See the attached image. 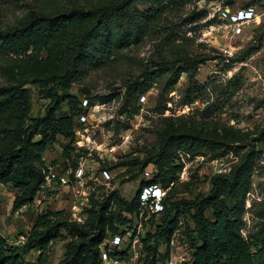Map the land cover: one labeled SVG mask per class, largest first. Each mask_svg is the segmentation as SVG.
<instances>
[{"label":"rangeland","instance_id":"374dc122","mask_svg":"<svg viewBox=\"0 0 264 264\" xmlns=\"http://www.w3.org/2000/svg\"><path fill=\"white\" fill-rule=\"evenodd\" d=\"M103 1L0 0V29L21 24L33 12L54 15ZM168 1L138 0L137 7L141 11L158 9ZM227 3L231 8L254 7L261 19L247 26L238 38L225 39L223 32L209 35L207 22ZM199 16L204 18L192 21ZM103 31L111 38L116 56L107 68L90 69L79 83L72 84L67 93L79 98V107L86 115L76 121L75 141L61 139L63 144L51 149L58 157L48 161L49 166L61 165V173L82 165L88 185L79 192L52 185L46 194L48 210L33 203L17 211H13V203L18 191L1 186L0 227L9 245L22 247L21 237L29 236L38 217L48 211H62L72 222L68 212L77 195L87 199L81 204L83 222L71 231H62L44 255L33 250L24 253L23 260L25 264H58L70 242L88 239L102 238V251L113 237L108 224L117 214L114 196L139 205L138 214L128 216V224L119 226L118 235L124 239L120 257L125 261L135 257L129 264H146L144 240L148 233L157 232L162 217L148 213L140 203L144 188L157 174L154 166L144 167V159L168 144L174 145L180 136L184 140L195 138V155L185 154L182 142L173 150L183 169L167 178L168 187L156 185L166 193L168 205L204 197L215 181L240 177L239 191L226 197L242 221L241 235L245 239L257 237L264 229V0H178L165 19L151 25L144 38L127 37L115 21ZM227 48H231V55L224 52ZM179 68L186 72L172 87L168 81ZM153 74L157 75L153 87L140 97L136 109H127V86L144 82ZM9 86L0 60V89ZM26 88L31 93L32 115H42L50 102L48 89ZM160 91L165 111L158 109ZM190 99L192 103H188ZM67 110L65 104L63 111ZM197 243L190 212L181 208L170 219L165 238L158 245L154 240L150 243L157 251L154 264H186Z\"/></svg>","mask_w":264,"mask_h":264},{"label":"trees","instance_id":"16d2710c","mask_svg":"<svg viewBox=\"0 0 264 264\" xmlns=\"http://www.w3.org/2000/svg\"><path fill=\"white\" fill-rule=\"evenodd\" d=\"M137 2L104 0L90 6L77 5L54 15L33 12L21 24L0 29V60L11 84L0 89V187L9 185L18 191L13 211L32 205L45 183L47 163L44 154L60 139L70 143L76 139V121L86 112L79 107V98L67 92L88 70L104 69L113 62L116 50L103 28L115 21L127 37L144 38L151 25L165 19L166 14L178 4V0H169L161 8L141 11ZM248 7L251 6L244 8ZM203 18L194 17L192 21L198 22ZM184 72L182 68L175 70L169 85H176ZM156 77L153 74L144 82L127 86V109L137 108L140 97L153 87ZM28 85L49 91L50 102L42 115H32ZM162 96L160 91L158 109L165 111L167 108L162 107ZM65 104L67 111H63ZM181 137L176 138L174 145L168 144L145 157L144 167L157 169L148 186L163 183L168 187L170 181L167 178L182 171L180 156L173 152L179 147L177 144L182 142L180 148L185 154L195 155V138L182 140ZM221 180L215 181L211 192L204 197L170 205L164 201L157 232L148 233L144 240L146 264H154L157 254L150 243L154 240L158 245L165 238L170 219L181 208L190 212L198 236L192 259L186 264H264V229L257 237L245 239L240 233L242 221L226 197L231 191H239L243 179ZM112 199L117 201V214L109 222L108 230L114 236L120 234L119 226L128 224V216L138 214L139 205L114 196ZM77 225L68 222L62 211H48L38 217L28 241L15 248L1 234L0 227V264H25L23 254L33 250L44 255L62 236V231H71L72 226ZM102 240L70 242L65 258L58 264H101Z\"/></svg>","mask_w":264,"mask_h":264},{"label":"built area","instance_id":"2783aa9c","mask_svg":"<svg viewBox=\"0 0 264 264\" xmlns=\"http://www.w3.org/2000/svg\"><path fill=\"white\" fill-rule=\"evenodd\" d=\"M260 19L261 15L254 7L231 8L229 5H225L217 11V15L214 18H211V20L207 22L206 32L209 35H220L223 32V38L225 39L230 37L238 38L244 34V30L247 26ZM230 49L231 48H227L224 52L231 55ZM86 103L87 101H85V104ZM92 144L94 145V141ZM59 167L61 168V165L59 164L53 166L47 165L46 181L41 186V189L34 200V204L37 207H43L47 210L49 209L48 205L50 202L46 199V194L52 185L59 186L61 189L73 188L74 190H78V192L80 189L85 188L88 185L86 172L82 165H79L75 169H63L62 173L59 172ZM165 196L166 193H163V190L160 187L156 185L146 186L141 194V206L148 213L160 214L164 211ZM55 199H57V197ZM83 199H86V197ZM82 200L76 195L70 206V212L68 213L73 218L74 221L72 220V222L74 223L83 222L84 209L81 208V204L83 202L85 204L86 201L83 200L82 202ZM27 241L28 235L21 237L20 242L22 244H25ZM123 243L124 239L121 235H114L110 243H106L105 248L102 250V264H129L135 262V257L130 258L129 261H125L120 257L119 249Z\"/></svg>","mask_w":264,"mask_h":264},{"label":"crops","instance_id":"0c3cea01","mask_svg":"<svg viewBox=\"0 0 264 264\" xmlns=\"http://www.w3.org/2000/svg\"><path fill=\"white\" fill-rule=\"evenodd\" d=\"M60 140L57 143H55L56 145L54 144L53 146H59V145L61 146L63 144V142H60ZM59 142L61 144H59ZM53 146L44 154V159L46 160L47 165H48L49 158H51L52 156L54 157L53 159L58 157L57 151L55 152V156L53 155V153H51V149L53 148Z\"/></svg>","mask_w":264,"mask_h":264}]
</instances>
